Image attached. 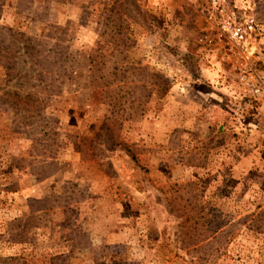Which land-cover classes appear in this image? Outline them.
I'll return each mask as SVG.
<instances>
[{"label":"rangeland","instance_id":"obj_1","mask_svg":"<svg viewBox=\"0 0 264 264\" xmlns=\"http://www.w3.org/2000/svg\"><path fill=\"white\" fill-rule=\"evenodd\" d=\"M209 4L0 0V264H264L258 56Z\"/></svg>","mask_w":264,"mask_h":264},{"label":"built area","instance_id":"obj_2","mask_svg":"<svg viewBox=\"0 0 264 264\" xmlns=\"http://www.w3.org/2000/svg\"><path fill=\"white\" fill-rule=\"evenodd\" d=\"M209 8L218 17L221 33L251 58L258 56L257 63H248L238 74L243 97L258 106H264V25L254 8L237 0H210Z\"/></svg>","mask_w":264,"mask_h":264},{"label":"trees","instance_id":"obj_3","mask_svg":"<svg viewBox=\"0 0 264 264\" xmlns=\"http://www.w3.org/2000/svg\"><path fill=\"white\" fill-rule=\"evenodd\" d=\"M23 37H24V35H22ZM28 40V39H27ZM26 47H28V48H30L31 47V45H30V43H28V44H26ZM168 89H169V86H167V83L164 85V88H163V91H162V95L163 94H165L167 91H168ZM20 102H17V104L15 103V104H11L12 106V108L13 109H15L16 111H19V112H21V110L23 109L20 105ZM261 158H262V160L264 161V150H263V152H262V154H261Z\"/></svg>","mask_w":264,"mask_h":264}]
</instances>
